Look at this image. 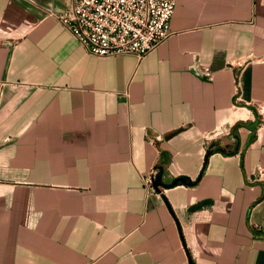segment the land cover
<instances>
[{"label": "crops", "instance_id": "obj_1", "mask_svg": "<svg viewBox=\"0 0 264 264\" xmlns=\"http://www.w3.org/2000/svg\"><path fill=\"white\" fill-rule=\"evenodd\" d=\"M71 5L0 0V264H264V0H177L143 59Z\"/></svg>", "mask_w": 264, "mask_h": 264}, {"label": "built area", "instance_id": "obj_2", "mask_svg": "<svg viewBox=\"0 0 264 264\" xmlns=\"http://www.w3.org/2000/svg\"><path fill=\"white\" fill-rule=\"evenodd\" d=\"M176 6L177 0H72L55 16L91 55L143 59L173 35ZM153 182L147 179V187Z\"/></svg>", "mask_w": 264, "mask_h": 264}, {"label": "water", "instance_id": "obj_3", "mask_svg": "<svg viewBox=\"0 0 264 264\" xmlns=\"http://www.w3.org/2000/svg\"><path fill=\"white\" fill-rule=\"evenodd\" d=\"M154 185H155V186H158V185H159V179H157V181L155 182Z\"/></svg>", "mask_w": 264, "mask_h": 264}, {"label": "trees", "instance_id": "obj_4", "mask_svg": "<svg viewBox=\"0 0 264 264\" xmlns=\"http://www.w3.org/2000/svg\"><path fill=\"white\" fill-rule=\"evenodd\" d=\"M208 155H209V152H208V154H207V157H208ZM177 182H179V181H177Z\"/></svg>", "mask_w": 264, "mask_h": 264}]
</instances>
